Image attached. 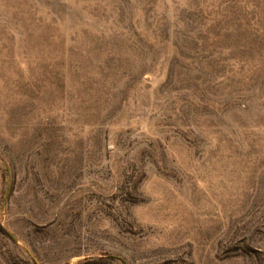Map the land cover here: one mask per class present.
Returning a JSON list of instances; mask_svg holds the SVG:
<instances>
[{
    "label": "rangeland",
    "instance_id": "rangeland-1",
    "mask_svg": "<svg viewBox=\"0 0 264 264\" xmlns=\"http://www.w3.org/2000/svg\"><path fill=\"white\" fill-rule=\"evenodd\" d=\"M264 264V0H0V264Z\"/></svg>",
    "mask_w": 264,
    "mask_h": 264
},
{
    "label": "trees",
    "instance_id": "trees-1",
    "mask_svg": "<svg viewBox=\"0 0 264 264\" xmlns=\"http://www.w3.org/2000/svg\"><path fill=\"white\" fill-rule=\"evenodd\" d=\"M34 264H38L36 261H35V263Z\"/></svg>",
    "mask_w": 264,
    "mask_h": 264
}]
</instances>
